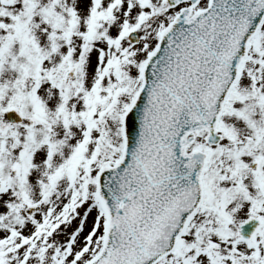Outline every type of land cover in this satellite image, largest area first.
<instances>
[{
    "label": "snow or ice",
    "instance_id": "snow-or-ice-1",
    "mask_svg": "<svg viewBox=\"0 0 264 264\" xmlns=\"http://www.w3.org/2000/svg\"><path fill=\"white\" fill-rule=\"evenodd\" d=\"M0 264H264V0H0Z\"/></svg>",
    "mask_w": 264,
    "mask_h": 264
}]
</instances>
